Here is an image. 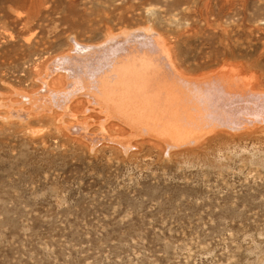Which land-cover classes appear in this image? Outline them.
<instances>
[{
    "label": "rangeland",
    "instance_id": "374dc122",
    "mask_svg": "<svg viewBox=\"0 0 264 264\" xmlns=\"http://www.w3.org/2000/svg\"><path fill=\"white\" fill-rule=\"evenodd\" d=\"M159 42L182 75L234 70L264 95V0H0V264H264V98L235 135L132 156L134 132L175 129L103 128L71 81L72 61L145 65Z\"/></svg>",
    "mask_w": 264,
    "mask_h": 264
},
{
    "label": "bare ground",
    "instance_id": "6f19581e",
    "mask_svg": "<svg viewBox=\"0 0 264 264\" xmlns=\"http://www.w3.org/2000/svg\"><path fill=\"white\" fill-rule=\"evenodd\" d=\"M157 46L158 48L153 50L158 49V53L155 52L156 54L153 56L149 57V55L138 53L142 60H149L145 65L139 64L141 60L136 59L135 56H129V59L127 56L131 54L125 53L124 56V53L121 55L116 50L107 55L102 64L93 63V59H87L81 63L71 62L74 63L71 81L82 84L85 82L87 88L93 86V89L90 87L84 90L83 94L88 98H103V101H100L103 104H99L101 112H104L103 117H105L104 123H101L103 128H109L113 125V121H118L125 126L150 125L157 126L156 128L161 126L175 129H166L168 131H165L159 127L163 131H153L151 128V130L143 129L134 132L135 137H138L137 141L126 139L120 143V148L125 154L132 156L136 154L137 156V153H140L141 149L143 150L144 144L151 149L158 150L157 153L160 155L161 153L167 155L168 158L196 151L215 136L227 133L235 135L234 130L238 132L241 119L237 116H239L238 112L242 108L241 104L244 98H251L252 102L258 98H264V95L258 94L256 90L252 94H247L244 88L246 90L253 89V85L249 83L247 86L241 78L236 77L237 73L234 70H227L228 76L220 78L215 76L193 79L186 77L177 69L168 45L159 42ZM125 47L121 50H124ZM123 57H126L130 62H128L129 66L127 65L128 70L120 65L123 63V61L121 62ZM157 60L158 66L155 65ZM92 77H98L100 81L102 80L100 82L102 84L100 86L92 84L94 81ZM129 85L135 89V94L128 90ZM77 91L79 92V89ZM70 92L76 91L72 88ZM129 98L134 103H131ZM168 100H172V102L166 103ZM93 103L95 104V100ZM67 104L69 106V101ZM159 104L161 106H158ZM230 107L232 108L229 109ZM191 118L193 120L201 119L199 122L197 119V123H193L195 133L192 132L193 129L188 133L185 128L189 127ZM203 126L207 128L201 130ZM184 138L188 139L184 141Z\"/></svg>",
    "mask_w": 264,
    "mask_h": 264
}]
</instances>
